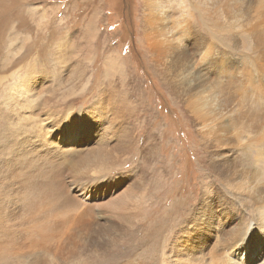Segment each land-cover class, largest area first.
Masks as SVG:
<instances>
[{"label": "bare ground", "instance_id": "6f19581e", "mask_svg": "<svg viewBox=\"0 0 264 264\" xmlns=\"http://www.w3.org/2000/svg\"><path fill=\"white\" fill-rule=\"evenodd\" d=\"M143 1L139 44L198 137L194 188L127 55L82 17L0 75V264L125 247L113 264H264V0Z\"/></svg>", "mask_w": 264, "mask_h": 264}, {"label": "rangeland", "instance_id": "374dc122", "mask_svg": "<svg viewBox=\"0 0 264 264\" xmlns=\"http://www.w3.org/2000/svg\"><path fill=\"white\" fill-rule=\"evenodd\" d=\"M143 5V0H0V75L8 77L13 70H17L24 64L29 65L33 56H29L27 52L31 51L32 54L31 48L43 49V58L46 59L45 50L49 52L65 37L70 40V35L76 33L77 29H81L86 24L85 20L97 12L102 38L108 36L106 44L114 43L116 50H121L125 58L127 55L128 62L141 83L142 92H146V103L151 107L152 113L154 112L159 118L158 130H164L167 134L165 143L170 142L171 146L165 153L168 156V158L164 156L165 160L170 159L171 154L174 153L177 163L179 162L175 171L182 172L181 178L189 186L187 189L194 188L193 184L197 177L194 168L198 167L196 147L198 137L192 124L188 122L191 121L189 116L182 113L181 107L169 97L168 87L154 75V72H151L153 69L148 63V56L139 44ZM79 11L81 12L78 14ZM82 17L85 20H82ZM9 49H16L17 53L9 57V63L4 69L2 65ZM100 49L103 50L101 47ZM22 55L24 59L15 64ZM47 59L51 61L50 54ZM101 62L102 57L99 54L95 69ZM47 66L48 64H45L44 68ZM8 79L11 80V77ZM4 82L2 86L8 83ZM145 116L150 123L152 115L146 113ZM129 244L134 242L131 241ZM125 248L122 256L108 253L101 263L113 264L121 257H133L136 248Z\"/></svg>", "mask_w": 264, "mask_h": 264}]
</instances>
